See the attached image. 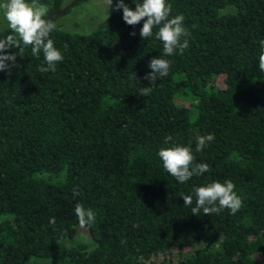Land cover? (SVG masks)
Here are the masks:
<instances>
[{
    "label": "trees",
    "instance_id": "trees-1",
    "mask_svg": "<svg viewBox=\"0 0 264 264\" xmlns=\"http://www.w3.org/2000/svg\"><path fill=\"white\" fill-rule=\"evenodd\" d=\"M40 2L49 5L46 18L57 25L50 37L64 59L41 73L43 54L33 57L29 47L10 73L0 72V264H28L30 257L58 264H264V0H168L189 32L184 54L172 56L163 55L158 29L142 39L144 21L123 20L119 0L86 34L57 24L67 10L63 0ZM124 2L135 9L133 0ZM8 34L0 30V38ZM153 57L169 60L170 71L150 82L144 77ZM148 86L151 94L139 95ZM209 133L214 140L197 152L196 137ZM175 144L190 146L194 163L209 171L180 184L158 156ZM227 180L243 201L235 215H193L184 205L182 196L195 186ZM77 203L96 213L87 227L95 247L63 252L80 226Z\"/></svg>",
    "mask_w": 264,
    "mask_h": 264
},
{
    "label": "clouds",
    "instance_id": "clouds-1",
    "mask_svg": "<svg viewBox=\"0 0 264 264\" xmlns=\"http://www.w3.org/2000/svg\"><path fill=\"white\" fill-rule=\"evenodd\" d=\"M135 9L129 7L124 0H119L116 10H123V20L130 26H136L144 21L140 30L142 39L153 37L162 42L163 55L172 56L179 52L184 54L188 47V30L184 27V16L178 14L172 16V5L168 0H142L136 3ZM112 0H109V6ZM0 13L7 21L10 34L0 38V72H11L16 67L17 55L23 57L25 48H31V56L39 58L43 54L46 67L41 65L39 71L46 73L55 71L59 62L63 61L62 52L55 47L54 40L50 34L57 28L54 21L47 19L49 7L40 0H0ZM131 35H136L135 32ZM262 49L258 56V65L261 72H264V40L259 42ZM16 47L18 53L10 50ZM67 45H65V48ZM7 50V51H6ZM11 62V63H9ZM151 72L147 73L144 79L150 82L158 78L167 77L170 71V61L160 57H153L149 62ZM152 92L151 86L143 87L140 90L142 96H148ZM169 136L165 140L167 144L171 141ZM214 135H198L196 137V151H202L211 141ZM158 156L162 161L163 168L180 184L188 182L192 177L202 176L209 171L207 163H194L195 156L190 146L175 144L170 147H162L158 151ZM235 184L231 180L225 182L214 181L203 186H195L192 195H183L184 205L191 207L193 215L219 214L222 210L228 209L235 215L242 207V199L235 191ZM74 196L79 195L77 189H73ZM193 196H195V206L193 207ZM75 215L82 228L90 227L96 220V213L91 208H86L83 204L77 203ZM50 224L55 226V217L50 219ZM34 257H30L28 264H33Z\"/></svg>",
    "mask_w": 264,
    "mask_h": 264
},
{
    "label": "rangeland",
    "instance_id": "rangeland-1",
    "mask_svg": "<svg viewBox=\"0 0 264 264\" xmlns=\"http://www.w3.org/2000/svg\"><path fill=\"white\" fill-rule=\"evenodd\" d=\"M75 0H63V6L67 10L57 19V24L70 33L86 34L93 31L97 24L106 19L113 10V5L109 6V0H84L77 5L68 7ZM47 5V4H45ZM49 7V5H47ZM231 8H228L230 10ZM8 28L7 21L0 13V30ZM220 86H224L222 77L218 80ZM179 105H190L184 97H178L176 101ZM79 244H86L88 249L95 247V242L88 228L77 227L76 236L73 239H67L62 243L63 252ZM259 259H262L258 257ZM33 263L58 264L56 260H38Z\"/></svg>",
    "mask_w": 264,
    "mask_h": 264
}]
</instances>
